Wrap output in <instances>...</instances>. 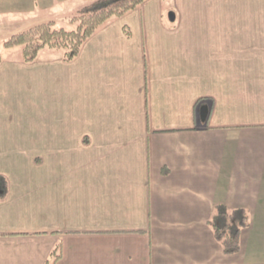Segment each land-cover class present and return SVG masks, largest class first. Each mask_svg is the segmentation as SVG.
<instances>
[{
  "label": "crops",
  "instance_id": "0c3cea01",
  "mask_svg": "<svg viewBox=\"0 0 264 264\" xmlns=\"http://www.w3.org/2000/svg\"><path fill=\"white\" fill-rule=\"evenodd\" d=\"M86 2L0 0V18ZM50 52L0 63V264L58 243L56 264H264V0H146L74 60ZM220 205L247 212L235 252Z\"/></svg>",
  "mask_w": 264,
  "mask_h": 264
},
{
  "label": "trees",
  "instance_id": "16d2710c",
  "mask_svg": "<svg viewBox=\"0 0 264 264\" xmlns=\"http://www.w3.org/2000/svg\"><path fill=\"white\" fill-rule=\"evenodd\" d=\"M146 0H88L78 7L70 18L75 28L68 29L58 27L55 21L40 22L28 29L12 34L2 42L10 48L22 46V57L25 62H33L38 59L45 48L60 50L62 58L66 62L74 60L81 52L83 44L96 31L109 20L121 17L126 13L137 9ZM125 33L130 36L131 29L124 27ZM3 55L0 52V63ZM248 216L244 209L229 210L220 205L211 224L215 230L217 239L225 247L226 252H235L240 246L241 229L247 225ZM61 257V243L52 250L45 264H56Z\"/></svg>",
  "mask_w": 264,
  "mask_h": 264
},
{
  "label": "rangeland",
  "instance_id": "374dc122",
  "mask_svg": "<svg viewBox=\"0 0 264 264\" xmlns=\"http://www.w3.org/2000/svg\"><path fill=\"white\" fill-rule=\"evenodd\" d=\"M75 11L76 9L72 7L69 8V3H67L65 5L58 6L54 10H51V11L49 10L40 15L37 14V16H32V18H28L27 16H26L27 18L17 17L16 18L17 21H15L14 19L9 20L10 18H0V40L3 42L5 39L12 36V34L28 29L31 26H34L35 24H39L40 22L55 21L58 27H65L68 29L75 28V25L72 22H70V18L73 15L78 14V13H74ZM2 42L0 43V52L3 55V57L14 58L20 55L22 57V46L21 45L7 48L4 46ZM52 50L54 52L58 51L56 49L45 48L44 50H42L41 55L42 56L49 55V53H51L50 51ZM45 98H46V102L44 100L42 101V112H41L42 124H57L58 123L57 129H56V133L58 134V137H57L58 144L57 146H51V149L57 150V153H60V154H69V143L67 145L64 143V141L69 140V136L65 134V129H62L61 127L62 124H65L67 122L69 123V112H65V114L62 113L61 111L57 109L56 104L51 103L48 97H45ZM47 99H49L48 102H47ZM52 130H53V127H52ZM232 137H235V135L233 134ZM237 143L239 147L238 153L246 154V150L243 147V140L241 139L237 141ZM231 144H232V153L237 154L234 151V147L236 143L233 142ZM228 145L230 147V142L228 143ZM42 149H43V152L45 153L47 152L48 146H43ZM249 150L250 149H248V152ZM259 154L261 153H253L252 155H259Z\"/></svg>",
  "mask_w": 264,
  "mask_h": 264
},
{
  "label": "water",
  "instance_id": "95a60500",
  "mask_svg": "<svg viewBox=\"0 0 264 264\" xmlns=\"http://www.w3.org/2000/svg\"><path fill=\"white\" fill-rule=\"evenodd\" d=\"M209 109L207 105H204L201 109L202 118L205 119L208 115Z\"/></svg>",
  "mask_w": 264,
  "mask_h": 264
}]
</instances>
